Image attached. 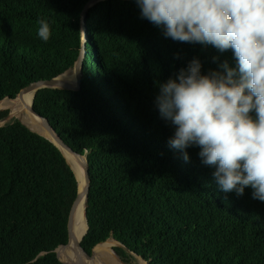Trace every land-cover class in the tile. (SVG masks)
Instances as JSON below:
<instances>
[{
  "label": "trees",
  "instance_id": "16d2710c",
  "mask_svg": "<svg viewBox=\"0 0 264 264\" xmlns=\"http://www.w3.org/2000/svg\"><path fill=\"white\" fill-rule=\"evenodd\" d=\"M88 0H0V102L74 66ZM50 25L39 38L38 20ZM80 88L38 90L33 109L86 156L90 188L82 249L108 239L125 264H264V201L224 192L198 146L172 148L160 86L197 58L235 67L231 50L174 41L136 0H104L86 16ZM8 111H0V120ZM187 153L188 159H184ZM78 183L60 149L18 119L0 125V264H63ZM74 208V207H73ZM121 245L125 246L126 251Z\"/></svg>",
  "mask_w": 264,
  "mask_h": 264
},
{
  "label": "clouds",
  "instance_id": "9594fccd",
  "mask_svg": "<svg viewBox=\"0 0 264 264\" xmlns=\"http://www.w3.org/2000/svg\"><path fill=\"white\" fill-rule=\"evenodd\" d=\"M142 18L174 41L231 50L224 71L201 72L193 58L160 86L161 117L175 126L172 148L198 146L202 163L224 192L264 201V0H136ZM38 36L48 41L47 20ZM187 160V153L184 154Z\"/></svg>",
  "mask_w": 264,
  "mask_h": 264
},
{
  "label": "bare ground",
  "instance_id": "6f19581e",
  "mask_svg": "<svg viewBox=\"0 0 264 264\" xmlns=\"http://www.w3.org/2000/svg\"><path fill=\"white\" fill-rule=\"evenodd\" d=\"M66 73L59 76L57 80L59 82H66V81L72 82L75 80L74 74L70 75ZM32 98H33V92L29 91L22 93L21 95L17 96L14 99H8L11 100L10 108L12 111V115L19 117V119L32 130L37 131L47 137H52L49 136L51 134L47 132L44 122L38 116H36L34 113L31 112L30 107L32 103ZM54 136L55 134H53V137ZM63 152L67 163L71 166V168L75 173V176L77 177L79 183V190L80 193H82L84 188L82 163L84 161L85 156L78 154L77 158L76 157L73 158L71 155H69L68 152H66V150H63ZM85 203H86L85 196L84 194H81L80 198L78 199L71 213V223L73 225L74 231L70 243L65 247H61L58 252L59 255L62 256L61 258L64 261L69 262L70 264H92V262H90V259H86L83 256L80 248L78 247V241L80 240V238L82 237V235L86 230V221L84 215ZM113 244L114 243L112 241L98 244L94 249L96 259L95 258H94L95 260L92 259L94 260L93 264H119L110 254L113 253L116 256V254L113 252L111 248ZM75 247L78 248V252L74 250ZM120 264L122 263L120 262ZM141 264H147V263L141 259Z\"/></svg>",
  "mask_w": 264,
  "mask_h": 264
},
{
  "label": "water",
  "instance_id": "95a60500",
  "mask_svg": "<svg viewBox=\"0 0 264 264\" xmlns=\"http://www.w3.org/2000/svg\"><path fill=\"white\" fill-rule=\"evenodd\" d=\"M101 1H104V0H88L86 2V4L84 5L82 11H81V15H80V23H81V40H82V43H81V48H80V51H79V54H78V57L74 63V69H75V80L72 81V82H59L57 80V77H53V78H50V79H46V80H40V81H37L35 83H31L29 84L28 86H26L25 88L21 89L16 96H19L21 95L22 93H25V92H29V91H32L33 92V98H34V95L35 93L40 90V89H43V88H53V89H71V90H76V89H79L80 88V84H81V77H82V67H83V61L85 59V55H86V44H85V41H86V29H85V24H86V16H87V12H88V9L92 6H94L95 4H97L98 2H101ZM33 98H32V103H33ZM32 103H31V107H30V110L32 113H34L36 116H38L43 122H44V125H45V128L47 129V132L51 135L49 136H52V137H47L39 132V134L43 135L44 137L48 138L49 140H51L59 149L60 151L62 152V154L64 155V152L63 150H66V152L69 153V155H71L73 158H77L78 157V153L70 148L65 142H63V140L59 137V135L55 132L54 128L50 125L48 119L46 117H43L42 115L38 114L37 112H35V110L33 109V106H32ZM8 116V115H7ZM7 116H5L4 118H6ZM28 127V126H27ZM31 129V128H30ZM51 129V131H50ZM32 130V129H31ZM34 131V130H33ZM55 134V136L53 137V134ZM87 156H88V153L86 154V156L84 157V161L82 163V173H83V177H84V188H83V191L82 193H80V190H79V183H78V180H77V183H78V191L75 195V197L73 198V200L71 201V204L69 206V211H68V223H67V227H68V239H67V242L65 244H62L60 246H58L56 249H55V252H56V255H57V258L60 262H62L63 264H70L69 262L67 261H64L58 254V249H60L61 247H65L67 246L69 243H70V240H71V237L73 235V231H74V228H73V225L71 223V213H72V210H73V207L75 206V204L77 203L78 199L80 198L81 194H84L85 196V199H86V202H87V195H88V191H89V188H90V175H89V165H88V159H87ZM65 157V156H64ZM66 159V158H65ZM71 167V166H70ZM73 170V169H72ZM74 172V171H73ZM77 179V177H76ZM84 215H85V221H86V203H85V210H84ZM87 221H86V230L84 232V234L82 235V237L80 238V240L78 241V247L80 248L83 256L86 258V259H94L95 258V253H94V248L97 246H95L91 253H87L85 252L81 245H80V241L81 239L83 238V236L85 235L86 231H87ZM101 244V243H100ZM126 251H128V249L121 245Z\"/></svg>",
  "mask_w": 264,
  "mask_h": 264
},
{
  "label": "rangeland",
  "instance_id": "374dc122",
  "mask_svg": "<svg viewBox=\"0 0 264 264\" xmlns=\"http://www.w3.org/2000/svg\"><path fill=\"white\" fill-rule=\"evenodd\" d=\"M67 72V73H66ZM65 73L66 74H70V75H75V69H74V66L72 67V68H70V69H68L67 71H66ZM73 72V73H72ZM64 73V74H65ZM17 97V96H16ZM15 97V98H16ZM10 101L11 100H8V99H4V100H2L1 102H0V111H8L7 113V117L6 118H2L1 120H0V125H3L4 123H7V122H9L11 119H18V120H20L19 119V117H17V116H15V115H12V111H11V108H10ZM21 121V120H20ZM22 122V121H21ZM23 123V122H22ZM26 125V124H25ZM27 126V125H26ZM110 241H112L114 244H113V246L111 247L112 248V250H113V247L114 246H117L118 245V243L116 242V241H114V240H112L111 238L110 239H108V240H106L105 242H110ZM95 249V248H94ZM74 250L76 251V252H78V248L77 247H75L74 248ZM58 252H59V249H58ZM114 252V251H113ZM115 253V252H114ZM59 254V253H58ZM113 257H114V259L120 264V262L122 263V264H125V263H123L121 260H119V258L118 257H116L113 253H110ZM60 256V255H59ZM60 257H62V256H60ZM96 259V258H95ZM94 259V260H95ZM94 260H90V262H92V264H93V261ZM131 262H130V264H141V258H139V257H137V256H133V257H131ZM120 261V262H119Z\"/></svg>",
  "mask_w": 264,
  "mask_h": 264
}]
</instances>
